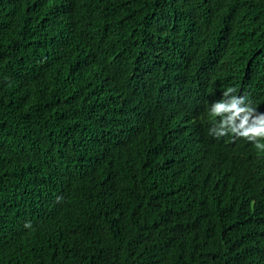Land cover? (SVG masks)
I'll use <instances>...</instances> for the list:
<instances>
[{
    "label": "trees",
    "instance_id": "16d2710c",
    "mask_svg": "<svg viewBox=\"0 0 264 264\" xmlns=\"http://www.w3.org/2000/svg\"><path fill=\"white\" fill-rule=\"evenodd\" d=\"M55 1L0 0V264H264V169L230 195L233 135L212 142L198 119L212 86L264 103V0H91L92 22ZM52 4L80 31L57 49L42 38ZM106 80L117 91L91 116ZM211 152L223 199L188 174Z\"/></svg>",
    "mask_w": 264,
    "mask_h": 264
},
{
    "label": "clouds",
    "instance_id": "9594fccd",
    "mask_svg": "<svg viewBox=\"0 0 264 264\" xmlns=\"http://www.w3.org/2000/svg\"><path fill=\"white\" fill-rule=\"evenodd\" d=\"M3 1L6 5L14 8H18L23 4V0H1V2ZM68 1L71 11L77 18L79 13L84 11L83 16L78 19L91 22L95 19L96 7L91 0ZM57 3H60V0H56L53 4ZM53 4L44 13L46 24L42 29V38L53 49H57L59 44L63 45L70 42L69 37L71 34L76 35L80 39V31L65 20L60 8L53 10ZM105 50H110L111 53L113 49L104 46L91 50L89 52V63L100 62V58ZM123 60L133 70V77L148 64V60L141 57H137L133 61ZM246 89V85L243 82L242 85L227 84L212 86L201 100L200 106L204 107L202 110L203 115H198V119H202L208 124L206 134L212 142L219 137L228 134L233 135V140L222 142L226 145L234 146V154L236 159H238L237 165L233 166L238 169V175L232 184L230 195L235 188H250L255 178L254 169H264V103L256 102L253 97L248 99L246 96L248 91ZM14 90L21 97L20 91ZM116 91V85L110 80L100 82L94 91H90V115L98 116L103 114V111L110 106V102ZM68 95H70L69 92ZM124 106L126 109L134 108L130 102L125 103ZM199 138H201V132L191 137L190 140L196 149L203 151L201 155L203 156L209 149L205 148V141H199ZM240 142L251 145L248 153L235 147V144ZM211 153L213 156L208 155L203 163L194 164V168L188 174L190 177L211 176L218 189L210 192L209 195L216 196L222 192L223 199V189L227 186V181L224 176V167L218 162L221 155L218 152ZM25 227H30V225L26 224Z\"/></svg>",
    "mask_w": 264,
    "mask_h": 264
}]
</instances>
